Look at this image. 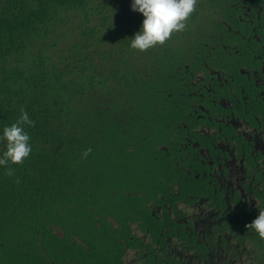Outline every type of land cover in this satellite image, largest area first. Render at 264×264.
<instances>
[{"label":"trees","instance_id":"trees-1","mask_svg":"<svg viewBox=\"0 0 264 264\" xmlns=\"http://www.w3.org/2000/svg\"><path fill=\"white\" fill-rule=\"evenodd\" d=\"M225 6L196 0L183 29L141 51L130 0H0V131L21 110L34 122L29 155L0 166V264H128L137 219L161 237L148 202L172 191L193 74L222 67L233 42ZM148 249L142 264H184Z\"/></svg>","mask_w":264,"mask_h":264},{"label":"flooded vegetation","instance_id":"flooded-vegetation-1","mask_svg":"<svg viewBox=\"0 0 264 264\" xmlns=\"http://www.w3.org/2000/svg\"><path fill=\"white\" fill-rule=\"evenodd\" d=\"M223 2L220 18L234 31L233 42L232 36L222 42V67L193 74L190 119L182 121L186 130L174 143V173L162 186L172 191H157L148 202L162 235L154 241L142 219L131 223L142 245L125 256L132 251L141 264L150 245L161 260L243 264L260 258L248 254L250 244L262 250L264 264V238L246 227L264 208V0ZM195 179L201 180L196 191ZM193 240L202 245L192 247Z\"/></svg>","mask_w":264,"mask_h":264},{"label":"clouds","instance_id":"clouds-1","mask_svg":"<svg viewBox=\"0 0 264 264\" xmlns=\"http://www.w3.org/2000/svg\"><path fill=\"white\" fill-rule=\"evenodd\" d=\"M196 0H130V8L142 13L143 19L129 41L133 49L146 50L157 43H163L172 31L184 28V21L194 10ZM34 122L28 113L21 110L18 119L10 125H4L0 131V141L4 142V150L0 152V166L21 163L32 150L29 134L25 125ZM90 149L83 152L87 156ZM7 175L14 173L12 168H5ZM246 227L253 229L264 238V208L259 209Z\"/></svg>","mask_w":264,"mask_h":264},{"label":"rangeland","instance_id":"rangeland-1","mask_svg":"<svg viewBox=\"0 0 264 264\" xmlns=\"http://www.w3.org/2000/svg\"><path fill=\"white\" fill-rule=\"evenodd\" d=\"M114 5L116 6L117 4H114ZM56 230L58 232H60L59 228H56ZM247 250L250 251V252H248V254L257 255V256H260V258L254 259V261H246L243 264H262L261 263L262 262L261 255L263 254V252L259 247L254 246L253 244H250L247 246ZM135 257H136V255L132 251H130L126 254L125 259H126L128 264H141L140 262H138L137 259H135Z\"/></svg>","mask_w":264,"mask_h":264}]
</instances>
